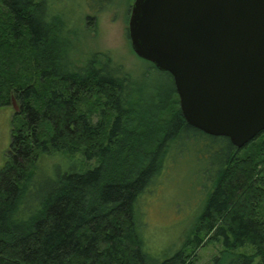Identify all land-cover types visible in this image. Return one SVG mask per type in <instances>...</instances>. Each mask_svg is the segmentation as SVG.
Wrapping results in <instances>:
<instances>
[{
  "label": "trees",
  "instance_id": "1",
  "mask_svg": "<svg viewBox=\"0 0 264 264\" xmlns=\"http://www.w3.org/2000/svg\"><path fill=\"white\" fill-rule=\"evenodd\" d=\"M112 1L91 2L90 21ZM60 17L48 0H0V108L20 107L0 171V264H154L136 205L191 144L214 161L209 191L193 238L155 264H197L207 243L223 245L212 264H264V132L238 149L189 125L152 63L166 92L146 95L111 57L79 65Z\"/></svg>",
  "mask_w": 264,
  "mask_h": 264
},
{
  "label": "water",
  "instance_id": "2",
  "mask_svg": "<svg viewBox=\"0 0 264 264\" xmlns=\"http://www.w3.org/2000/svg\"><path fill=\"white\" fill-rule=\"evenodd\" d=\"M128 32L189 125L238 149L264 132V0H135Z\"/></svg>",
  "mask_w": 264,
  "mask_h": 264
},
{
  "label": "rangeland",
  "instance_id": "3",
  "mask_svg": "<svg viewBox=\"0 0 264 264\" xmlns=\"http://www.w3.org/2000/svg\"><path fill=\"white\" fill-rule=\"evenodd\" d=\"M94 1L48 0L51 11L66 22L75 61L80 65L92 55L100 54L102 61L111 57L132 73L146 95L149 88L166 92L167 79L153 71L151 63L138 57L132 48L128 28L135 0H113L105 11L90 21L88 16L92 14L90 6ZM16 73L23 72L17 71L15 66ZM16 105L19 111L17 102ZM14 112V105L0 108V171L8 160ZM194 149L195 145L191 144L189 152L165 167L136 205L144 249L154 264L163 262L193 238V227L202 213L214 161L210 162L211 158L204 154L197 156ZM211 156L215 160L214 154ZM44 164L43 167L63 165L58 159H47ZM53 165L48 170L50 174H53L50 172ZM222 250L223 245L219 243L205 244L196 251L197 264H212ZM236 252L253 254L255 251L248 246Z\"/></svg>",
  "mask_w": 264,
  "mask_h": 264
}]
</instances>
